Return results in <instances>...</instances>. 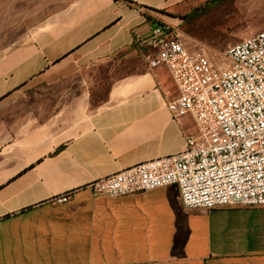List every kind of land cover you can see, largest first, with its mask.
Here are the masks:
<instances>
[{
    "label": "crops",
    "instance_id": "0c3cea01",
    "mask_svg": "<svg viewBox=\"0 0 264 264\" xmlns=\"http://www.w3.org/2000/svg\"><path fill=\"white\" fill-rule=\"evenodd\" d=\"M195 1L0 0V264H264V206L87 187L197 132L173 118L178 89L145 44Z\"/></svg>",
    "mask_w": 264,
    "mask_h": 264
},
{
    "label": "built area",
    "instance_id": "2783aa9c",
    "mask_svg": "<svg viewBox=\"0 0 264 264\" xmlns=\"http://www.w3.org/2000/svg\"><path fill=\"white\" fill-rule=\"evenodd\" d=\"M152 69L166 66L178 89L168 101L173 118L190 115L197 132L178 153L141 162L87 184L112 198L177 186L188 210L264 206V30L224 54L228 63L192 51L164 22L145 41ZM72 192L52 199L66 203Z\"/></svg>",
    "mask_w": 264,
    "mask_h": 264
},
{
    "label": "rangeland",
    "instance_id": "374dc122",
    "mask_svg": "<svg viewBox=\"0 0 264 264\" xmlns=\"http://www.w3.org/2000/svg\"><path fill=\"white\" fill-rule=\"evenodd\" d=\"M190 21L177 29L190 50L228 63L225 51L264 30V0H196Z\"/></svg>",
    "mask_w": 264,
    "mask_h": 264
},
{
    "label": "trees",
    "instance_id": "16d2710c",
    "mask_svg": "<svg viewBox=\"0 0 264 264\" xmlns=\"http://www.w3.org/2000/svg\"><path fill=\"white\" fill-rule=\"evenodd\" d=\"M190 13L191 12H188V13H186V14H184V15H181L180 17L183 19V22H189L190 20Z\"/></svg>",
    "mask_w": 264,
    "mask_h": 264
}]
</instances>
